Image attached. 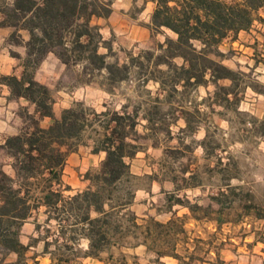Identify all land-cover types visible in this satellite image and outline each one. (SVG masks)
Here are the masks:
<instances>
[{
	"label": "rangeland",
	"instance_id": "rangeland-1",
	"mask_svg": "<svg viewBox=\"0 0 264 264\" xmlns=\"http://www.w3.org/2000/svg\"><path fill=\"white\" fill-rule=\"evenodd\" d=\"M113 1L110 19L91 20V25L98 29L110 49L102 45L99 48V53L108 54L107 63L117 62L127 67L122 73L124 79L110 83L106 71H94L90 78L83 74L80 63L66 67L56 63L50 54L36 69L37 80L47 85L55 100V117L64 109L74 108L83 112L87 124L82 143L65 156L60 184L54 185L62 193L58 207L89 187L85 175L96 172L105 158L102 151L92 152L93 140L101 132L102 124L113 113L134 115L136 111L135 128L127 139L129 151L134 152L131 159H126L131 176L125 190L131 192V203L123 213L130 211L138 218L151 216L163 223L177 220L185 230V234L179 235L182 243L177 252L181 256L186 257L197 248V256L210 261L214 256L208 250L217 248L228 264H264V134L261 133L264 128V22L255 20L248 31H240L236 39L229 36L219 45L222 63L237 73L238 82L228 95L232 103L222 106L214 102L212 84L198 89L183 88L179 84L172 91L168 85L160 89L153 81L144 83L147 72L154 70L152 63L160 54V45L167 39L175 40L176 36L165 28L150 26L153 1ZM222 1L231 5L240 3V0ZM255 15L264 19L263 10ZM5 32L7 39L14 29L6 27L0 31V69L13 66L8 75H19L21 61L12 57L11 52L23 57L25 49L23 45L9 44L8 39L10 46L5 47L2 42ZM18 34L24 42L28 38L27 33ZM145 53L150 54L151 61L142 70L138 64L147 60ZM173 63L180 66L182 60L176 58ZM166 69L163 65L158 67V70ZM230 85L229 80L218 82L219 87ZM5 94L6 89L0 86V146L6 138L32 130L27 113L37 118L31 104L6 99ZM51 123L49 118L39 120L42 128ZM66 150L62 148V152ZM13 163L5 150H0V171L13 180L12 187L25 184L30 186L33 198L42 196L40 187L33 184L34 179L15 176ZM81 176L85 182L78 185ZM0 180L9 186L1 176ZM215 198L224 202V221L220 225L215 221L219 209ZM33 203L34 199L28 201L30 205ZM248 204L253 207L246 212L243 206ZM45 208L39 209L38 220L43 224L46 212H50L47 217L55 216ZM66 216L61 213L64 220L51 219L48 227L40 231L41 238L49 242L52 257L56 261L60 256L68 257L73 264H102L80 257L88 246L87 241L80 239L72 245L69 225L74 219L69 216L65 219ZM138 223L142 222L138 220ZM64 224L68 226L64 229L65 236L59 231ZM65 242L74 246L75 251L57 247ZM124 242L126 245L112 246L109 250L114 264H121L122 256L126 264H155L150 262L154 255L143 245L127 246L136 244L132 239ZM107 256L106 252L101 254L103 259ZM164 262L175 264L171 260Z\"/></svg>",
	"mask_w": 264,
	"mask_h": 264
},
{
	"label": "trees",
	"instance_id": "trees-1",
	"mask_svg": "<svg viewBox=\"0 0 264 264\" xmlns=\"http://www.w3.org/2000/svg\"><path fill=\"white\" fill-rule=\"evenodd\" d=\"M112 1L12 0L7 3L0 0V27L13 28L14 32L8 38L9 44L23 45L25 49L23 57L11 52L12 57L21 61V72L19 75H0V86L8 88L9 99L25 100L31 104L37 116L35 118L27 113L32 130L6 138L0 150H5L14 160L12 167L15 176L34 179L33 184L40 187L42 195L33 198L30 186L25 184L13 188V180L0 171L2 179L9 184L7 186L0 180V228L7 225L2 222V218L13 216L25 219L31 208L45 205L55 215L54 218L48 216L47 221L55 219L61 222L64 220L61 219V213L74 219L69 225V240L72 245L80 239L87 241V249L80 256L83 260L114 264L110 248L124 246L126 239H132L136 244L127 246H145L147 252L154 255L150 262L155 264H166L162 261L165 258H171L178 264H228L221 258L217 248L208 250L214 256L210 261L199 258L195 251L197 248H193L188 256H181L177 248L182 243L179 235L185 234V230L175 219L163 223L155 217L138 218L133 212L123 213L131 203V192L125 190L131 176L126 159H131L134 152L129 151L127 139L135 128L136 111L134 115L127 112L122 115L113 113L102 124L101 132L93 140L92 152L102 151L105 158L96 172L85 175L89 187L69 197L58 207L62 193L54 189V185L60 184L65 156L82 143V134L87 124L83 112L74 108L64 109L59 117H55V100L51 91L34 79V72L46 55L53 53L66 67L80 63L83 74L90 78L94 71H106V79L110 83L124 79L122 73L127 67L119 66L117 62L107 63L108 54L99 53V48L102 45L110 49L102 41L98 29L91 25L93 17L107 18L111 14ZM151 1L155 3V8L150 26L154 29L165 28L176 39H167L164 45H160V54L152 63L154 70L147 72L144 83L153 81L160 89L168 85L172 91H176L179 84L183 88L194 89L207 88L212 84L217 105L232 103L228 95L238 85L237 73L222 63L223 55L218 47L229 36L236 39L240 31H248L255 20L264 22L263 18L255 15L259 10L264 11V0H240L235 5L226 4L222 0ZM21 30L28 33L25 42L18 34ZM145 54L147 60L138 64L142 70L146 68V62L151 61L150 54ZM176 58L182 60L180 66L173 63ZM162 65L167 68L165 71L158 70ZM220 80H229L231 85L219 87ZM43 118L52 120L46 128L39 126V120ZM261 133L264 134V128ZM63 147L67 148L66 152H62ZM30 199H34L31 205L28 204ZM217 204L219 209L215 221L220 225L224 221V202L218 200ZM252 207L248 204L243 209L248 212ZM254 208L259 218L258 209ZM189 210L192 211L191 208ZM138 220L142 223H138ZM67 227L65 224L60 227L59 231L64 236L67 235L64 233ZM46 239L43 240L45 249L49 246ZM0 243L9 248L22 246L14 236L4 233H0ZM67 243L63 245L65 249L74 252V246ZM104 252L108 254L106 259L101 257ZM123 258L120 259L121 264H126ZM56 264H73V260L60 256Z\"/></svg>",
	"mask_w": 264,
	"mask_h": 264
},
{
	"label": "crops",
	"instance_id": "crops-1",
	"mask_svg": "<svg viewBox=\"0 0 264 264\" xmlns=\"http://www.w3.org/2000/svg\"><path fill=\"white\" fill-rule=\"evenodd\" d=\"M103 1H108V0H103ZM111 6H113V3L111 4ZM112 14H113V10L107 18L93 17L92 21L93 20H109ZM5 28L6 27H0V31H3ZM20 32L27 33L24 30H21ZM6 35L7 33L5 32L2 42H5V47H9L10 45L8 44V42H6L8 39V38L6 39ZM27 39L28 38H26L25 40L27 41ZM49 54L52 55V57H54L56 63L58 64L60 63V65H63L54 54L52 53H49ZM13 69H14L13 66H9L8 70L7 68L6 70L0 69L1 71L0 73H4L8 75L13 71ZM37 70L34 76L35 80L39 83H42L39 80H37ZM42 84L45 85L44 83ZM4 89H6L5 97L6 99H8L9 90L5 86H4ZM63 171H65V169ZM75 171H77V169H75ZM82 180H83L82 176L78 178V182H77L78 185L85 182ZM45 207H46L45 205H41L37 209L30 211L27 214L25 219L13 217V216H7L1 219L2 222L6 223L7 225L3 227L1 226L0 233L14 236L18 240V243L22 246H13L9 248L7 246H2L0 243V264H16L18 261H19V264H43V262L44 264H56V260L54 259V257H52L51 255L52 253H50L51 251L50 246H47V249H45L46 246H44V241L40 236L41 235L40 231L44 229V227H48V223H50L51 221V219L47 221V218H48L47 212L44 214V220H43L44 224L38 220L40 216L39 209L42 208V210L44 211L46 209ZM23 247H25L26 250L23 251ZM57 247L65 250V246H61V247L57 246ZM145 250H146V247H145ZM86 260H90V259H86ZM164 260H171L175 264H178L177 261L171 258H165L162 261L164 262ZM92 261H95V260H92ZM95 262L99 263L98 261H95Z\"/></svg>",
	"mask_w": 264,
	"mask_h": 264
}]
</instances>
